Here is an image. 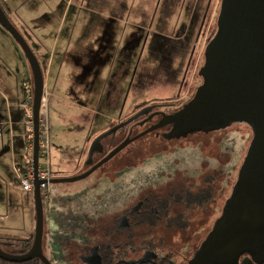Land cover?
Wrapping results in <instances>:
<instances>
[{
  "label": "rangeland",
  "instance_id": "374dc122",
  "mask_svg": "<svg viewBox=\"0 0 264 264\" xmlns=\"http://www.w3.org/2000/svg\"><path fill=\"white\" fill-rule=\"evenodd\" d=\"M225 2L224 52L231 10V1ZM86 3L84 9H87ZM44 4L47 2L40 6ZM220 4L221 0H107L106 8L100 13V29L95 22H89L78 28L73 27L71 36L73 32H76V36L67 38L69 25L66 22L59 40L40 41L38 36L36 40L42 44L37 45L34 34L38 29L34 28V23H30L31 17L27 13L25 15L23 6L17 0H5V3L0 0L3 11L26 39L42 69L46 71V68H51L45 85L47 106L42 114L48 117L49 160L53 179L75 180L92 170L99 162L98 158L94 161L91 158L95 154L93 147L103 148L99 143L109 136L108 132L115 124L123 122L128 128L142 111L155 107V112H161L155 121H166L217 89L224 52L222 55L221 51L214 59L207 40L210 34L216 40L222 30L223 26L216 22ZM81 13L86 12L77 11V15ZM59 16L58 12L50 17L49 23L53 28H58ZM57 30L53 31L56 33ZM103 31L105 45L99 44V38L93 37L95 34L102 36ZM87 35L91 39L85 38ZM87 54L98 56L101 64H104L105 73L101 79L97 77L93 80V77L80 75L76 60L81 56L82 61L83 55L86 57ZM27 81L34 83L31 66L12 35L0 25V235L22 239H28L36 229L35 197L34 193H28L15 184L12 140L9 127L2 125L7 120L10 99L12 114L15 120L21 122L15 128L16 159L22 163L31 160L33 153L28 151L25 133L33 132V127L25 130L22 125L25 120L23 85ZM247 95L251 98L243 111L249 110L251 105H258L262 108L263 119L264 92L259 93L255 86L229 97H213L187 121L167 130L170 136L184 137L193 133L192 137L189 135L187 139L171 143L157 140L153 135L143 137L85 179L43 187L44 209L51 207L50 217L56 216L54 220L65 224L61 218L69 217L76 203L86 207V211H94L91 205L97 204L100 197L109 198L118 194L116 190L120 180L134 179L130 168L121 178L116 176L112 166L139 147L155 148L153 151L149 149L152 155L144 161L145 168L141 173L146 169L176 163L183 164L187 174L194 176L205 165L213 164L211 158L214 154L229 158L230 167L235 166L237 170L245 163L248 154L264 140V121L261 136L256 139L250 122L253 116H247L243 121L240 120L241 113L237 111H218L225 104L247 99ZM93 96L97 97L95 105ZM216 113L218 116H214ZM224 125L227 127L224 128ZM213 129L214 135H206ZM18 132L22 133L20 138ZM127 134L128 129L125 133L118 132L116 143L112 145L113 149L116 147L114 151L127 141ZM105 150L108 153L109 146H105ZM110 170L112 173L104 175L105 171ZM191 253L188 249V259Z\"/></svg>",
  "mask_w": 264,
  "mask_h": 264
},
{
  "label": "flooded vegetation",
  "instance_id": "af4514ba",
  "mask_svg": "<svg viewBox=\"0 0 264 264\" xmlns=\"http://www.w3.org/2000/svg\"><path fill=\"white\" fill-rule=\"evenodd\" d=\"M213 37L210 34L207 44ZM155 109L142 111L128 128L123 122L115 124L109 136L99 143L103 148L93 147L95 154L91 158L99 159L93 168L114 151L116 147L113 149L112 145L119 131L125 133L128 129L127 141L145 133L131 144L151 135L164 142L181 141L183 137L167 133L175 127V122L160 126L170 119L155 121L161 114ZM104 145L109 146L108 153ZM149 149L155 148L139 147L118 159L112 166L116 176L122 178L130 168L134 179L120 180L118 194L100 197L97 204L91 205L94 211H86V207L76 203L69 217L61 218L66 224L58 223L59 220H54L56 216L50 217L52 208L45 210L43 202L39 256L27 262L0 258V264H189L223 216L244 164L236 170L235 166L230 167L229 158L214 154L213 164L205 165L194 176L187 174L183 164L176 163L141 173L144 161L152 155ZM105 173L109 175L112 170ZM80 210L84 213L80 214ZM35 237L36 229L28 239L0 235V252L24 256L33 250ZM188 249L192 251L189 259ZM258 254L245 252L234 264H264V252L255 260Z\"/></svg>",
  "mask_w": 264,
  "mask_h": 264
},
{
  "label": "water",
  "instance_id": "95a60500",
  "mask_svg": "<svg viewBox=\"0 0 264 264\" xmlns=\"http://www.w3.org/2000/svg\"><path fill=\"white\" fill-rule=\"evenodd\" d=\"M230 26L227 46L222 51L224 25L227 21V9L225 0L221 3L219 24L222 30L217 39L211 41V53L214 59L222 51L224 52V63L220 67V84L217 89L207 95L195 105L189 107L181 114L164 122L160 126L175 122V126L187 121L190 116L202 106L206 105L213 97H229L235 92L250 89L252 86L258 88L259 93L264 92V0H230ZM222 24V25H221ZM0 25L12 35L14 40L24 52L33 72L34 82V153L33 164L36 175L35 204H36V237L33 250L24 256H9L0 252V258L10 262H27L39 256V247L43 233L44 209L41 185L38 179V139L39 120L42 101L45 94V79L42 67L32 48L9 20L0 6ZM215 40V41H214ZM226 44V43H225ZM251 91V90H249ZM247 99H239L236 103L223 105L218 112L229 113L237 111L241 113L240 120H246L247 116H253L250 120L253 126L255 138L259 139L262 131V108L258 105L246 108ZM250 112V113H249ZM214 116H218L216 113ZM209 118V117H208ZM232 122V121H231ZM159 126V127H160ZM224 128L227 125L223 126ZM210 130L209 132H212ZM145 133L126 141L107 158L84 176L67 180L52 179L49 185L64 184L85 179L96 170L108 163L120 152L126 149L137 138ZM193 134V133H192ZM189 134V135H192ZM189 135H180L187 138ZM46 184V182L44 183ZM264 140L258 144L256 149L249 153L240 171L238 182L234 188L233 195L227 204L223 216L217 221L213 232L208 236L202 248L197 252L189 264H232L236 263L240 255L245 252L259 253L255 260H259L260 253L264 252ZM226 262V263H225Z\"/></svg>",
  "mask_w": 264,
  "mask_h": 264
},
{
  "label": "crops",
  "instance_id": "0c3cea01",
  "mask_svg": "<svg viewBox=\"0 0 264 264\" xmlns=\"http://www.w3.org/2000/svg\"><path fill=\"white\" fill-rule=\"evenodd\" d=\"M3 1L5 3V0ZM17 1L21 6H23V11H26L25 15L26 13L30 15L31 17L30 23H34V28L38 29V31L35 30L37 34H34V39L35 40L38 39V36H39L40 39L38 40L40 41H43L45 39L48 41V39H53V38L55 39V41L59 40L62 29L65 26L66 22H68V25H69L67 38H74L76 36V32H73V35L71 36L72 34L71 29L73 27L77 26L78 28L80 25L82 26L89 22H95L97 24V27H99L98 29H100L101 28L100 16H102L100 15V13H101V10L105 9L107 5V0H81L79 2H75V0H42V2H38V0H17ZM85 1H87L86 3L87 9H84ZM44 2H47V4L40 6V4ZM45 5H47L48 7L46 8ZM27 10L29 11V13L27 12ZM78 10L79 11L81 10V12L83 10L86 13L84 14L81 13L77 15ZM58 12L60 13V16L57 19V22H59V25L57 26L58 28H53V26L49 23V19L53 14L58 13ZM54 29H58L56 33L55 31H53ZM53 35H55V37H53ZM93 37L99 38V44L102 43L105 45L106 36H105L104 31L102 33V36L97 37V35L95 34V36ZM85 38L91 39V36L87 35L85 36ZM7 40L9 39L7 38ZM35 44L39 45L42 43H39L36 40ZM80 57L78 58V61L76 60V64H79V69L81 70L80 75L84 77H93V80H95L97 77L101 79V76L105 73V66L104 64H101L99 57L96 55L91 56L90 54H87L86 57L85 55H83L82 61ZM101 67L103 70L102 72H101ZM44 73L46 77L45 79V85H46L47 74H49L50 76L51 68L49 69L46 68V71H44ZM98 84H99V81H98ZM99 90H100V87L96 89L97 95L99 94ZM93 98H94L93 105H95L97 101V97L93 96ZM10 104H11V101L10 99H8V104H7L8 116H7V120L3 122L2 126L9 127V134L12 140V144H11L12 158L13 157L15 158L16 163L18 165H25V164H28L30 160H27L25 161V163H22L21 161L19 162L18 159H16L17 154L14 148V142L16 141L17 134L15 131V128L16 126H19L21 122L18 120H15L14 115L12 114V111H11ZM0 122L2 124V121ZM24 122L25 120L22 122V125L25 127V130H26L27 127L25 126ZM25 134L27 135L28 133H25ZM18 135H19L18 137L20 138L22 133L18 132ZM26 143L28 144L27 141ZM12 164H13V159H12ZM13 169H14V166H13ZM14 172H15V169H14ZM16 180H17V175H16ZM15 184L20 186L17 182Z\"/></svg>",
  "mask_w": 264,
  "mask_h": 264
},
{
  "label": "built area",
  "instance_id": "2783aa9c",
  "mask_svg": "<svg viewBox=\"0 0 264 264\" xmlns=\"http://www.w3.org/2000/svg\"><path fill=\"white\" fill-rule=\"evenodd\" d=\"M24 98H23V106L25 107V126L30 129L33 127V132H28L26 135V139L28 142V151L30 153H34V141H35V133H34V84L31 82H25L24 85ZM44 94L42 107L40 112V120H39V139H38V156H39V166H38V179L43 184L41 185L42 195L43 187L50 186L48 184L54 178V173L51 169V164L49 160L50 154V144H49V125H48V117L47 114H42V110L46 109ZM13 139V138H12ZM13 166L17 175L16 182L28 193L35 192L36 185V175L33 164V157L29 161L28 164L18 165L16 163L15 158L13 157ZM43 161V163H42ZM46 182V184H44Z\"/></svg>",
  "mask_w": 264,
  "mask_h": 264
},
{
  "label": "trees",
  "instance_id": "16d2710c",
  "mask_svg": "<svg viewBox=\"0 0 264 264\" xmlns=\"http://www.w3.org/2000/svg\"><path fill=\"white\" fill-rule=\"evenodd\" d=\"M221 1H222V0H221ZM220 12H221V11H219V16H220ZM218 19H219V17H218ZM212 40H213V39H212ZM212 40H211V41H212ZM209 41H210V40H209ZM42 70H43V69H42ZM43 75H44V79H46V77H45V73H44V70H43ZM33 84H34V83H33ZM192 135H193V134H192ZM192 135H190V136H192ZM190 136H189V137H190Z\"/></svg>",
  "mask_w": 264,
  "mask_h": 264
}]
</instances>
